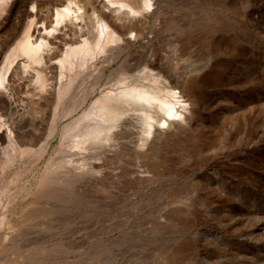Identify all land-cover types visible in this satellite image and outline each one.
Instances as JSON below:
<instances>
[{"label": "rangeland", "instance_id": "obj_1", "mask_svg": "<svg viewBox=\"0 0 264 264\" xmlns=\"http://www.w3.org/2000/svg\"><path fill=\"white\" fill-rule=\"evenodd\" d=\"M69 1L0 0V67L28 33L59 45L44 86L21 55L0 79V264H264V0H73L45 33ZM105 23L122 48L100 83L101 54L59 75L60 37ZM147 58L179 82L181 127L144 139L129 111L79 145L102 121L95 100L120 88L106 79Z\"/></svg>", "mask_w": 264, "mask_h": 264}, {"label": "bare ground", "instance_id": "obj_2", "mask_svg": "<svg viewBox=\"0 0 264 264\" xmlns=\"http://www.w3.org/2000/svg\"><path fill=\"white\" fill-rule=\"evenodd\" d=\"M79 8L78 4L73 0L64 6L62 5V7L59 6V8H56L53 17L54 25L50 29H44L45 33L47 32L49 34L55 31L62 22L70 20ZM120 8H125L124 13L129 15L142 12V9L133 7L125 2L119 3L118 9ZM156 12L157 9H155ZM80 16L90 18L87 11L83 12ZM121 19L122 17L120 15H116V19L113 20L112 25L117 26L118 20ZM60 38L63 45H66V49L56 60V64L59 67V75L61 73L63 76L62 70L65 67L73 68L74 61H78L80 65H83L87 58L90 59L98 54H101V57L103 56L101 60L99 59L100 62L94 64L95 69L88 75L92 86L100 83L103 75L102 71L111 63L119 49L122 48L121 46H115L118 37L114 35L113 29L106 23L104 29H97L96 31L92 28L84 31L80 26L72 25L69 28V36ZM123 39L126 44L130 40L128 36L124 35ZM50 44L52 45L51 48L55 51L59 49V45L53 41ZM50 44L45 39L34 43L30 40L29 33L24 35L17 40L3 65L0 67V79L3 76V72L9 70L15 58L21 55L27 59V63L24 61L25 63L22 64L24 70H27L31 64L40 66L39 68H34V78L35 83L39 87L44 86L47 77L41 68H43V64L49 62L52 56H48L47 59L44 58L43 51L45 46ZM105 62L107 64H104ZM158 67V64L154 60L147 58L144 60L142 66L137 65L136 67L129 68V72H122L116 79L114 77H108L103 83L104 85L111 84L114 81L119 83L120 88H116L118 89L116 91H105L95 100L94 104L97 113L102 115V121L94 125L88 124L85 127L84 133L77 140V143L84 146L88 140L94 139L101 141L112 138L116 134L112 129L118 126L123 115L129 111L137 114L138 121L141 124V133L145 135L144 139L152 135L156 138L159 134L171 133L172 131L168 132V129L172 126L175 130H178L181 125L176 123V120L182 115V110L184 109V104H182L181 99L184 94L182 90L177 89L179 85L178 80L172 75H165L163 76L164 78L161 77L159 70H156ZM55 70L56 65H51L50 72L54 73ZM69 110L65 113H68ZM165 128L166 130H164Z\"/></svg>", "mask_w": 264, "mask_h": 264}]
</instances>
